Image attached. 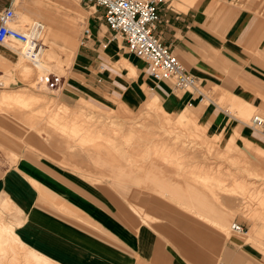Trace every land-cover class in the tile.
Listing matches in <instances>:
<instances>
[{
	"label": "crops",
	"instance_id": "1",
	"mask_svg": "<svg viewBox=\"0 0 264 264\" xmlns=\"http://www.w3.org/2000/svg\"><path fill=\"white\" fill-rule=\"evenodd\" d=\"M157 1L154 33L198 78L202 100L156 80L112 38L102 6L0 0L11 26L35 28L44 44L41 53L0 44V222L22 245L0 264H264L255 222L246 234L232 229L238 195L229 191L256 182L230 164L264 173V131L244 120L264 113V0ZM64 66L55 88L34 89ZM134 110L174 135L111 118ZM200 141L227 163L201 161Z\"/></svg>",
	"mask_w": 264,
	"mask_h": 264
},
{
	"label": "built area",
	"instance_id": "2",
	"mask_svg": "<svg viewBox=\"0 0 264 264\" xmlns=\"http://www.w3.org/2000/svg\"><path fill=\"white\" fill-rule=\"evenodd\" d=\"M104 7V20L113 39L125 42L130 53L147 60L152 76L156 80H168L175 88L197 93L202 100L205 95L198 78L188 72L178 56L154 33V24L159 19L157 0H86ZM15 14L5 8L0 14V44L9 39L25 42L28 35L11 26ZM33 46L41 48L40 40L30 39ZM49 77L47 81H49ZM254 128H264V116L252 117ZM233 229L243 231V225L233 223ZM226 264V263H223Z\"/></svg>",
	"mask_w": 264,
	"mask_h": 264
},
{
	"label": "rangeland",
	"instance_id": "3",
	"mask_svg": "<svg viewBox=\"0 0 264 264\" xmlns=\"http://www.w3.org/2000/svg\"><path fill=\"white\" fill-rule=\"evenodd\" d=\"M8 43L11 46H15V42H13V41H9ZM1 46H3V45H1ZM33 47L35 48V52L38 53L37 47L36 46H33ZM39 53H41V52H39ZM74 54H75V51L71 55L66 66L71 65L72 57L74 56ZM14 58H11L10 60H7V61L9 63L13 64L15 59H16V58L15 59ZM66 66H64L63 72L58 71L57 67L50 68L52 73H51V76L49 77L50 79L48 82H47V79H48L47 76L48 75L42 74L43 75L42 78L44 79V81L41 84H46V82H47V87L45 89H41L40 86H36V87H34V89H38V91H40V92H45L46 90H49L48 87L55 88L57 83L54 80L59 78L57 75H66V70H65ZM27 74L31 75V73H27ZM30 75L22 78V81L26 82V83L30 82L32 84V82H31L32 76H30ZM20 85H22V83L19 82L18 80H16V81L12 82L11 84H9L7 86V88L13 89V88L19 87ZM41 96L45 97L44 95H41ZM47 99L53 100L54 98L47 97ZM231 110H232V107H231ZM256 114H260V115L264 116V113L253 110V111H251L249 116H247V117L244 116L245 117L244 120L248 124H251L252 117ZM146 115L147 114H145L144 112L142 113V112H139V110H134V111H132V115H130L131 118H127V117H125L126 115L124 116V115H120V114H118V115L113 114V117H111V118L120 120L121 122H128V125L125 124L126 127H129V126L132 127L133 126L137 130H141L143 133L146 129L151 128V130L153 131V132H151L152 134H150L152 138H158V137L164 138L166 136H173L174 135L173 133L168 134V132H166V128L164 126H162L160 123L152 124V122H151L152 120L149 117H147ZM87 116H90V115H87ZM175 117L176 116L174 115V118ZM85 118L88 119L90 122L93 121V124L95 123L96 117H85ZM108 120H109V116L104 118V121H108ZM130 124H132V125H130ZM72 133L76 134L77 131L72 130ZM215 140L216 141L213 142V145L215 144L217 146V149L222 151L224 148L225 142L221 140V136H217ZM198 145H199V147H202L203 149L207 150V151L203 150V151H205V153H203V157H199V159L201 161H206V162H212L213 161V162H221V163L223 162L224 165H225V163H227V159L225 157L223 158L222 156H219L220 154H216V152H214V149H213L214 147H212L210 150L207 149L206 146L210 145V143H207V145H204L201 142ZM228 164H229V162H228ZM258 165H259V167L263 168L259 163H258ZM230 169L240 170V171L244 172L245 174H247L246 177L249 179V181H256V182H254V184H251L250 182H246L245 184H247V185H244L243 183H241L243 185L241 187L235 185L236 184V182H235L234 186L230 188L229 191L231 192V194L238 195V199H237L238 204L230 206L231 211L238 213V215L231 222L232 223L236 222V223L243 225L244 230L241 232L244 234H246L247 232H249L252 229L254 222H255V224L257 225L256 229H260L261 232L263 233L262 235L264 236V227L262 226V225H264V219L257 218L261 212H263V215H264V173L262 174V177L259 176L258 173H246V171H244L242 169V167L237 166V165H232V164L229 165V170ZM232 188H235V189H232ZM259 208H260V210H259ZM250 210H252V211H250ZM243 211H244V213H243ZM253 211L255 213L252 216L251 213ZM253 218H257V219H255V221H254ZM233 233L235 234V232L231 231V234H233ZM183 239H184V237H183ZM251 244H253V243H251ZM198 246H199L198 253L203 254L204 250L206 248L203 247L200 243ZM253 246H255L258 250L261 251L262 254L258 251L259 256L264 260V249L262 250V248L256 244H253ZM15 247L18 250V248H22V245L20 244V242L18 241L16 236L13 234L12 225L0 222V260H4L8 256H10V260H11L12 259L11 257L13 255V250ZM233 247H234V245H233ZM26 259L28 260V258H26ZM219 262H226V261L215 258V261L213 264H219Z\"/></svg>",
	"mask_w": 264,
	"mask_h": 264
},
{
	"label": "bare ground",
	"instance_id": "4",
	"mask_svg": "<svg viewBox=\"0 0 264 264\" xmlns=\"http://www.w3.org/2000/svg\"><path fill=\"white\" fill-rule=\"evenodd\" d=\"M24 33H25V32H24ZM26 34L28 35V40L25 41V42H23V43L31 44V43H30V39H31L32 37L35 38V39H37V40H41V39H40V34L36 32L35 28H34L33 30L27 32ZM10 40H14V39H9V40H7L6 42H8V41H10ZM17 41H18V40H17ZM41 41H42V40H41ZM6 42H5V43H6ZM20 42H21V41H20ZM3 44H4V43H3ZM41 44H42V45H41V48H38V47H37L38 53L41 52L42 49L44 48V44H43V43H41ZM31 45H32V44H31ZM34 59H36V56H34ZM257 129H261V130L264 131V128L262 129V128H260V127H257ZM259 210H260V208H259ZM250 211H252V210H250ZM254 213H255L254 211L251 213L252 216H253ZM232 226H233V224H232ZM232 229H233V227H232ZM233 230H234V229H233ZM234 231H236V230H234ZM237 232H239V231H237ZM253 233H254V232H253ZM253 238H254L256 241H259V237H258V235H256V234L253 235Z\"/></svg>",
	"mask_w": 264,
	"mask_h": 264
}]
</instances>
